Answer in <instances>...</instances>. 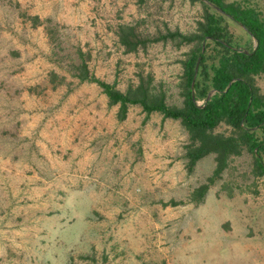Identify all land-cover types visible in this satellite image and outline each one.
Here are the masks:
<instances>
[{
	"label": "rangeland",
	"instance_id": "obj_1",
	"mask_svg": "<svg viewBox=\"0 0 264 264\" xmlns=\"http://www.w3.org/2000/svg\"><path fill=\"white\" fill-rule=\"evenodd\" d=\"M225 1L264 14V0ZM209 6L0 0V264H264V175L252 154L231 155L218 174L213 152L190 167L178 119L139 104L119 119L118 105L78 77L85 63L122 92L143 78L181 106L196 40L178 35L199 34ZM224 22L233 45H254ZM120 25L149 41L127 51ZM254 83L264 96V73Z\"/></svg>",
	"mask_w": 264,
	"mask_h": 264
},
{
	"label": "trees",
	"instance_id": "obj_2",
	"mask_svg": "<svg viewBox=\"0 0 264 264\" xmlns=\"http://www.w3.org/2000/svg\"><path fill=\"white\" fill-rule=\"evenodd\" d=\"M202 1L213 10L208 7L200 23V33L178 35L186 42L196 40L183 64L181 106L166 104L164 93L154 92L150 80L145 83L143 78L122 92L89 75L85 63L77 67L78 77L96 83L109 104L118 105L119 119L125 118L132 104H139L147 113L159 112L164 118L178 119L192 141L186 153L190 167L213 152L217 161L215 174H218L228 157L245 149L253 156L254 171L264 175V96L254 83V76L264 73V14L243 1ZM226 17L243 26L254 39L250 49L231 43L224 22ZM117 35L127 51H134L149 41L139 37L130 25H120ZM197 99L205 100L198 105ZM221 122L231 127V133L212 132Z\"/></svg>",
	"mask_w": 264,
	"mask_h": 264
}]
</instances>
